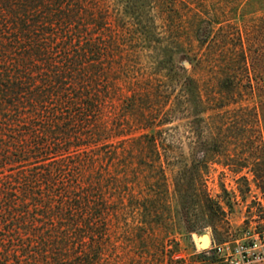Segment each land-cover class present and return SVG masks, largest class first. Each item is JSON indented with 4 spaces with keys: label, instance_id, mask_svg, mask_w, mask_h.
<instances>
[{
    "label": "rangeland",
    "instance_id": "374dc122",
    "mask_svg": "<svg viewBox=\"0 0 264 264\" xmlns=\"http://www.w3.org/2000/svg\"><path fill=\"white\" fill-rule=\"evenodd\" d=\"M98 7L111 43L97 60V90L113 99L97 104V124L112 134L96 147L145 135L157 144L122 158L127 169L107 175L100 162L94 172L113 183V264L201 263L202 255L227 264L218 246L236 253L256 241L264 250V0ZM141 109L152 119L135 127ZM120 127L125 134L114 136Z\"/></svg>",
    "mask_w": 264,
    "mask_h": 264
},
{
    "label": "trees",
    "instance_id": "16d2710c",
    "mask_svg": "<svg viewBox=\"0 0 264 264\" xmlns=\"http://www.w3.org/2000/svg\"><path fill=\"white\" fill-rule=\"evenodd\" d=\"M103 1L0 0V169L18 167L0 173V264H113V183L94 172L100 162L107 175L127 169L122 158L157 144L145 135L96 147L112 134L97 124V104L113 99L97 90L111 43L97 18ZM136 117L135 127L152 119L143 109ZM202 257L191 264L217 261Z\"/></svg>",
    "mask_w": 264,
    "mask_h": 264
},
{
    "label": "built area",
    "instance_id": "2783aa9c",
    "mask_svg": "<svg viewBox=\"0 0 264 264\" xmlns=\"http://www.w3.org/2000/svg\"><path fill=\"white\" fill-rule=\"evenodd\" d=\"M216 250L227 264H264V250H260L256 241L250 248L242 245L236 253L226 252L223 246H218Z\"/></svg>",
    "mask_w": 264,
    "mask_h": 264
},
{
    "label": "water",
    "instance_id": "95a60500",
    "mask_svg": "<svg viewBox=\"0 0 264 264\" xmlns=\"http://www.w3.org/2000/svg\"><path fill=\"white\" fill-rule=\"evenodd\" d=\"M207 237H208L207 235H205V236L202 237L201 242H200L202 247H206L204 245V239H206Z\"/></svg>",
    "mask_w": 264,
    "mask_h": 264
}]
</instances>
